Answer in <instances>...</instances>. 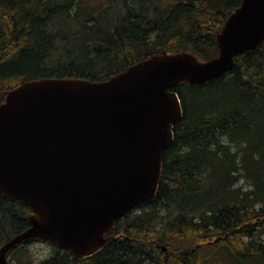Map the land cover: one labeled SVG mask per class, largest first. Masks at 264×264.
<instances>
[{"label": "trees", "instance_id": "16d2710c", "mask_svg": "<svg viewBox=\"0 0 264 264\" xmlns=\"http://www.w3.org/2000/svg\"><path fill=\"white\" fill-rule=\"evenodd\" d=\"M242 0H0V103L39 78L107 80L154 54H217L216 36ZM182 118L162 153L157 192L115 220L95 254L53 253L39 264H264V41L202 84L172 88ZM253 191L235 186L239 177ZM31 211L0 193V246ZM14 246L13 253L30 241ZM164 247V249H163Z\"/></svg>", "mask_w": 264, "mask_h": 264}, {"label": "water", "instance_id": "95a60500", "mask_svg": "<svg viewBox=\"0 0 264 264\" xmlns=\"http://www.w3.org/2000/svg\"><path fill=\"white\" fill-rule=\"evenodd\" d=\"M264 41V0H242L200 60L162 52L103 81L39 78L0 103V193L24 201L29 227L0 246L51 241L74 257L102 249L116 219L155 196L182 108L172 87L202 84Z\"/></svg>", "mask_w": 264, "mask_h": 264}, {"label": "rangeland", "instance_id": "374dc122", "mask_svg": "<svg viewBox=\"0 0 264 264\" xmlns=\"http://www.w3.org/2000/svg\"><path fill=\"white\" fill-rule=\"evenodd\" d=\"M86 5L88 6H98L103 7V5H108L107 0H86ZM235 186H240L243 192L253 191V187L250 185V181L245 177H239L238 182ZM264 238V233L261 236ZM25 247L20 248L13 253L14 258L10 259V264H39L42 260L49 257L54 248L47 241H30L24 245ZM164 249V247H163ZM142 264H152L150 262H144ZM208 264H232L227 258L226 254L218 251L216 252Z\"/></svg>", "mask_w": 264, "mask_h": 264}]
</instances>
